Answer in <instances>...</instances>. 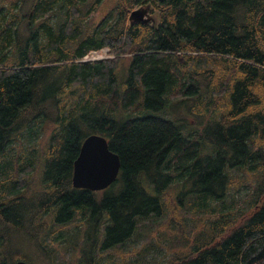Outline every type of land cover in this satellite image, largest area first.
<instances>
[{"label": "trees", "instance_id": "16d2710c", "mask_svg": "<svg viewBox=\"0 0 264 264\" xmlns=\"http://www.w3.org/2000/svg\"><path fill=\"white\" fill-rule=\"evenodd\" d=\"M104 1L0 0V264H31L28 248L77 218L84 264H102L166 214L168 264H264V0H115L95 20ZM147 6L156 24H132ZM103 48L113 57L84 60ZM91 134L121 159L101 191L72 183ZM238 171L255 181L249 208L206 222ZM188 205L205 212L192 233Z\"/></svg>", "mask_w": 264, "mask_h": 264}, {"label": "rangeland", "instance_id": "374dc122", "mask_svg": "<svg viewBox=\"0 0 264 264\" xmlns=\"http://www.w3.org/2000/svg\"><path fill=\"white\" fill-rule=\"evenodd\" d=\"M115 3V0H105L95 12V20H99L104 15L110 13L116 6ZM157 14L156 11L149 8L147 15L151 17L149 24H156ZM155 18L156 22L154 23L153 21ZM108 57L113 56L109 54L108 48H103L89 52L87 60ZM128 62L129 59L127 58L123 61L122 65H125ZM184 114L185 111L180 110V116L182 117ZM188 122L194 125L193 120H189ZM190 127L191 126L187 123H183L182 125V129L185 133L190 131ZM34 130L35 127H29L22 135L21 139L24 142L25 147L31 145L36 140ZM17 148L18 144L16 142L12 143L8 147L7 153L13 154ZM234 176L236 178V185L229 190L228 195L222 201L209 203V208L215 206L216 210L213 215L205 214L207 215L204 217L206 222L215 221L219 215L217 212L220 209H223L224 205L229 208L231 214H239L240 211H245L249 208V203L253 198V185L255 184V181L247 178L248 175L244 171L235 172ZM37 177L38 176L35 174L32 180L33 185L37 182ZM30 189L34 188L30 187ZM204 213L203 210H196L190 205L181 208V214L188 223L189 233H192L197 218ZM168 219L169 214H166L164 217L152 218L144 221L143 224H141V229L137 236L116 249L101 251L100 263L113 264L114 262H127L129 264H168L170 252L168 251L167 244L164 241L158 242L156 239L158 226L166 222ZM77 224L78 218L70 225L64 227L65 229L63 232H50L46 250L43 248L35 250L34 247H29L28 252L31 264H84V258L80 252V247L85 242L84 230L80 231ZM43 236L44 232L36 233V241L43 239ZM97 258H99L98 255Z\"/></svg>", "mask_w": 264, "mask_h": 264}, {"label": "water", "instance_id": "95a60500", "mask_svg": "<svg viewBox=\"0 0 264 264\" xmlns=\"http://www.w3.org/2000/svg\"><path fill=\"white\" fill-rule=\"evenodd\" d=\"M149 8L147 6L134 9L129 16L131 23H149ZM153 22H156V18ZM120 169V156L110 149L106 137L91 134L83 141L79 155L74 161L72 183L75 188L101 191L117 180ZM15 264L29 263L21 259Z\"/></svg>", "mask_w": 264, "mask_h": 264}, {"label": "built area", "instance_id": "2783aa9c", "mask_svg": "<svg viewBox=\"0 0 264 264\" xmlns=\"http://www.w3.org/2000/svg\"><path fill=\"white\" fill-rule=\"evenodd\" d=\"M87 58H88V55H87V56H85L84 60H87Z\"/></svg>", "mask_w": 264, "mask_h": 264}]
</instances>
